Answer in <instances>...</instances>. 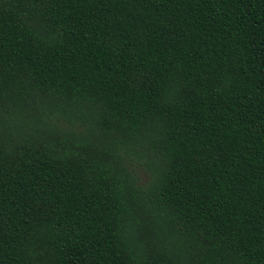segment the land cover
Listing matches in <instances>:
<instances>
[{"label": "trees", "instance_id": "1", "mask_svg": "<svg viewBox=\"0 0 264 264\" xmlns=\"http://www.w3.org/2000/svg\"><path fill=\"white\" fill-rule=\"evenodd\" d=\"M0 264H264V0H0Z\"/></svg>", "mask_w": 264, "mask_h": 264}]
</instances>
